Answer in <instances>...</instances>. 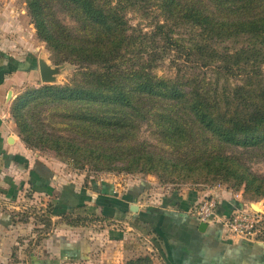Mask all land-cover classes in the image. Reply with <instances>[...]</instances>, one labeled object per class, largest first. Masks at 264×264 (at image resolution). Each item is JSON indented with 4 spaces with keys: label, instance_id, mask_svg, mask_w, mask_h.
<instances>
[{
    "label": "trees",
    "instance_id": "1",
    "mask_svg": "<svg viewBox=\"0 0 264 264\" xmlns=\"http://www.w3.org/2000/svg\"><path fill=\"white\" fill-rule=\"evenodd\" d=\"M25 1L54 61L77 66L68 83L29 88L17 98L11 113L28 146L50 139L55 150L99 159L100 167L123 163L127 171L159 172L187 166L264 188L263 179L223 148L264 147V0H54L74 27L57 17L52 0ZM150 9V32L129 23V12ZM242 38L247 42L230 52L227 42ZM170 48L181 53L184 68L177 64L175 77L158 76L153 68ZM218 60L215 68L224 75L246 65L242 84L230 88L195 71ZM33 106L41 107L39 116ZM44 111L74 137H50ZM144 123L159 128L172 152L137 140ZM63 217L74 226L98 218L84 212ZM125 264L155 263L139 255Z\"/></svg>",
    "mask_w": 264,
    "mask_h": 264
},
{
    "label": "rangeland",
    "instance_id": "2",
    "mask_svg": "<svg viewBox=\"0 0 264 264\" xmlns=\"http://www.w3.org/2000/svg\"><path fill=\"white\" fill-rule=\"evenodd\" d=\"M51 4L57 17L64 24L70 27L76 26L75 21L56 1L52 0ZM154 16L155 9H150L145 13L131 11L128 14V19L132 26L142 29L144 32H150L152 30L150 24L154 21ZM182 30L183 34L190 32V30ZM0 42L2 47L7 48L9 52H17L21 55L31 53L37 58L42 57L46 59L48 64L53 67H59L61 70L57 76V80L53 83H44L39 79L37 83L27 84L19 91L16 90L7 95V100L10 102L9 111L11 118L16 124L17 120L12 116L11 109L20 95L29 88L68 83L73 77L77 66L70 62L57 64L54 61L51 49L38 35L36 25L29 14L28 5L25 0H0ZM245 42H247L246 38L233 39L227 42L226 46H228L230 52L236 51ZM168 50L165 54V59L158 61L153 68V73L158 76L175 77L177 64H181L184 68V58H182L181 53L176 49L172 50L170 48ZM220 64L222 63L219 61L217 64H213L212 67L196 68L195 71L205 73L207 78L213 81L219 79L221 84L226 82L230 88L235 87L237 84H242L248 72L246 65L242 64L241 68H236L235 71L224 75V72L220 73L215 68L220 66ZM261 70L264 72V66H262ZM31 113L38 115L41 113V107L32 108ZM50 116L49 111H44V114L40 117L46 124L43 130L47 134H50V137L55 135H63L69 138L74 137V134L66 130V128H56L58 127L56 121L55 119L52 120ZM37 119L40 122V119ZM35 129L39 130L41 128ZM136 130L137 140L146 142L152 150L166 155L172 152V147L164 141L165 138L163 133L159 132V128L144 123L141 128H137ZM16 131L26 148L30 149L29 154L31 157L50 162L63 180H76L78 182L81 179V183L88 186V182L94 180L102 182L109 179L113 180L114 183H123L125 188H135V186H141L143 181H149L148 185L151 183L154 188L162 192L193 190L198 192L199 199L208 196H214L220 200L224 199V197L236 198L243 206L252 205L256 210L264 212L263 186L258 191L260 188H253L252 185L248 187L246 182H238L233 178H226L222 175L217 176L208 173L207 170H193L187 168V166L175 168L174 171L172 170L173 167L170 170L161 169L159 172L127 171L121 169L123 163L113 165L112 167H100L98 164L100 162L99 159H82L79 156L74 158L63 151L55 150V144L50 139H36V146H28L19 135L18 128H16ZM223 148L226 154L235 156L240 160L247 173H252L264 180V147L244 148L223 145ZM50 172L52 173L53 171ZM4 176V178H0V264H40L41 260H50L48 256L52 252L49 250V244L58 241L66 235L70 236L73 233L71 231H75L76 235L82 234L76 229H71L63 224L66 221L64 217H57L70 211L63 212L64 207L58 206L59 204L55 198L48 196L49 193L53 194L54 192L52 188H45L46 184L43 181L39 182L35 177L31 176L27 181L24 179L19 180L16 175L8 174ZM152 182H155V185ZM72 184L75 185V183ZM62 189L65 190L64 185ZM144 189H147V187H144ZM52 208L54 210L53 214L50 213ZM98 221L99 218H96L85 223V226L89 227L87 230L91 237L94 232L103 229ZM87 230L84 232H87ZM46 241L48 242L46 243ZM143 252L132 251L126 256L124 264L130 258L139 255H150L154 263L158 264L156 262L157 255L154 252H151L149 249L147 252Z\"/></svg>",
    "mask_w": 264,
    "mask_h": 264
},
{
    "label": "crops",
    "instance_id": "3",
    "mask_svg": "<svg viewBox=\"0 0 264 264\" xmlns=\"http://www.w3.org/2000/svg\"><path fill=\"white\" fill-rule=\"evenodd\" d=\"M39 79V58L9 52L0 42V178L8 174L25 181L35 177L53 189L48 196L64 207L63 212L98 217L103 227L91 237L89 227L64 222L82 234L71 231L70 236L49 244L50 260L40 264H124L132 251L148 249L157 255L158 264H264V240L227 236L217 222H204L207 226L202 227L203 222L190 212L200 200L197 191L162 192L149 181L125 188L109 179L87 186L81 179L63 180L50 162L31 157L16 131L7 95ZM242 206L236 198L224 197L220 213Z\"/></svg>",
    "mask_w": 264,
    "mask_h": 264
},
{
    "label": "built area",
    "instance_id": "4",
    "mask_svg": "<svg viewBox=\"0 0 264 264\" xmlns=\"http://www.w3.org/2000/svg\"><path fill=\"white\" fill-rule=\"evenodd\" d=\"M220 203L217 197H204L191 206L190 212L201 222L220 223L227 236L264 240V212L245 205L229 214H221Z\"/></svg>",
    "mask_w": 264,
    "mask_h": 264
},
{
    "label": "water",
    "instance_id": "5",
    "mask_svg": "<svg viewBox=\"0 0 264 264\" xmlns=\"http://www.w3.org/2000/svg\"><path fill=\"white\" fill-rule=\"evenodd\" d=\"M39 69H40V74H41V80L44 83L55 82L57 80L58 74L61 71L59 67H53L50 64H48L47 60L42 57L39 58ZM205 226H207V223L203 222L202 227H205Z\"/></svg>",
    "mask_w": 264,
    "mask_h": 264
}]
</instances>
